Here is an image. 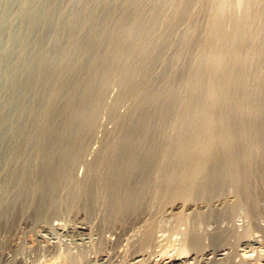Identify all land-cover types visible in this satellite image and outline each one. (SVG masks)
<instances>
[{
    "label": "rangeland",
    "instance_id": "rangeland-1",
    "mask_svg": "<svg viewBox=\"0 0 264 264\" xmlns=\"http://www.w3.org/2000/svg\"><path fill=\"white\" fill-rule=\"evenodd\" d=\"M215 2L0 0V264H104L99 259L112 251L122 255L113 252L110 264H130L129 246L108 240L102 214L81 206L77 183L107 155L109 141L121 143L119 134L125 138L141 118L152 129L143 154L155 157L162 136L175 140L174 99L196 92L184 109L201 115L198 101L207 86L220 84L218 75L205 73L197 84L193 73ZM262 10V3H252L242 37L223 45L248 72L251 95L264 69ZM51 153L55 176L45 170ZM44 180L59 188L52 206L51 198L40 202ZM80 221L90 225L88 234L65 232Z\"/></svg>",
    "mask_w": 264,
    "mask_h": 264
},
{
    "label": "bare ground",
    "instance_id": "bare-ground-1",
    "mask_svg": "<svg viewBox=\"0 0 264 264\" xmlns=\"http://www.w3.org/2000/svg\"><path fill=\"white\" fill-rule=\"evenodd\" d=\"M215 1L193 73L197 84L204 79V73L218 75L220 84L218 89L207 86L206 97L198 101L204 106L201 115L196 118L184 109L196 92H190L185 100L178 95L180 99H174L171 108L175 110V140L161 133L164 141L158 142L159 150H154L157 155L145 153L146 156L144 141L152 129L149 132L147 121L139 118L125 138L119 134L124 139L121 143L117 145L116 136L112 137L115 143L105 145L107 155L99 157L92 173L77 183L82 191L81 206L87 213L102 214L108 240L129 246L130 264H264V69L254 77L256 85L251 95L245 88L248 72L232 47L223 48L230 37L236 41L242 37L252 3H262L260 39L264 36V0ZM241 6L243 14L238 13ZM225 96L231 98L228 106ZM224 105L230 106L226 113ZM54 155L46 159L49 174ZM43 185L40 202L43 205L45 198H51L48 202L52 206L58 187L46 181ZM90 231L85 221L65 230L72 235ZM111 256L107 254L99 260L110 264Z\"/></svg>",
    "mask_w": 264,
    "mask_h": 264
}]
</instances>
